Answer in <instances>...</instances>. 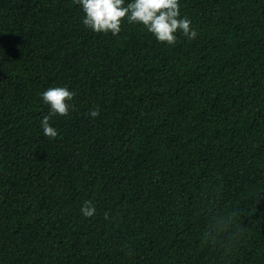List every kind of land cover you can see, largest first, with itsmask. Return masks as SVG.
Wrapping results in <instances>:
<instances>
[{
  "label": "trees",
  "instance_id": "trees-1",
  "mask_svg": "<svg viewBox=\"0 0 264 264\" xmlns=\"http://www.w3.org/2000/svg\"><path fill=\"white\" fill-rule=\"evenodd\" d=\"M179 10L197 35L169 45L0 0V264H264V0Z\"/></svg>",
  "mask_w": 264,
  "mask_h": 264
},
{
  "label": "clouds",
  "instance_id": "clouds-1",
  "mask_svg": "<svg viewBox=\"0 0 264 264\" xmlns=\"http://www.w3.org/2000/svg\"><path fill=\"white\" fill-rule=\"evenodd\" d=\"M82 5L85 16L83 23L97 33L111 32L117 35L122 22L142 24L158 41L169 45L176 43V33L182 32L188 39H194L197 32L191 29L188 18H180L179 0H132L125 5V0H76ZM75 96L67 87H51L42 93L45 104L50 105V113L41 121L44 135L49 138L57 136V130L50 126L54 115L66 116L69 113V101ZM91 117L99 115V110H92ZM85 217L96 214L95 206L86 201L81 208ZM107 219V213H105Z\"/></svg>",
  "mask_w": 264,
  "mask_h": 264
}]
</instances>
